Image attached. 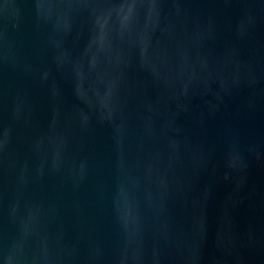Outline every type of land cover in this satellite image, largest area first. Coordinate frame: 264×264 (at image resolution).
Segmentation results:
<instances>
[{
  "label": "water",
  "instance_id": "95a60500",
  "mask_svg": "<svg viewBox=\"0 0 264 264\" xmlns=\"http://www.w3.org/2000/svg\"><path fill=\"white\" fill-rule=\"evenodd\" d=\"M0 264H264V0H0Z\"/></svg>",
  "mask_w": 264,
  "mask_h": 264
}]
</instances>
